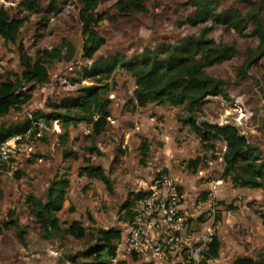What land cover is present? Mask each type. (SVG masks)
<instances>
[{"label": "rangeland", "instance_id": "obj_1", "mask_svg": "<svg viewBox=\"0 0 264 264\" xmlns=\"http://www.w3.org/2000/svg\"><path fill=\"white\" fill-rule=\"evenodd\" d=\"M20 1L0 0V9L12 18L24 20L16 44H7L0 38V81L13 80L20 75L19 48L35 56L38 50L51 51L61 44H69L73 54L61 49L63 59L48 66V83L35 86L26 105L0 120L4 125L29 117L34 119V113L49 114L59 101L91 85L83 76V70L90 62L82 58L84 38L78 20L79 0H57L60 12L55 16L47 13L50 0H41V8L35 13L24 12L19 7ZM187 1L164 0L157 6H148L146 13L129 17H119L112 7L113 2H103L99 11L105 12L108 18L99 24L97 31L105 45L97 56L136 55L146 47L172 44L184 36L199 33L205 26L209 27L210 23L197 27L178 26L191 12L184 6ZM252 1L260 4L264 22V0ZM223 7L237 8L243 14L249 10L239 0H230ZM42 17L48 21L43 29L39 24ZM209 35L217 43L234 44L237 53L232 60L207 70L210 76L227 83L228 99L209 98L198 117L201 121L218 125L230 124L232 116L238 119L248 117L239 132L259 149L264 159V56L246 70L245 78L238 77L249 55L257 50L259 41L253 37H241L222 26H215ZM133 90V80L119 72L107 94L112 102L111 117L101 136L91 139L89 125L79 124L69 128V135L62 143L58 137L62 134L60 123L52 121L49 125L43 123L42 138L31 151H25L26 144L22 146L24 151L13 155L12 168L0 173V224L9 217L16 219L25 231L24 244L15 229L0 233V264H91V258L83 257V253L94 245V231L115 229L124 238L128 232L126 224L131 219V216L126 217L122 208L128 195L149 193L150 185L161 175L169 177L184 197L179 204V213L187 215L186 236L204 233L215 213L211 226L221 242L220 255L206 264H231L240 256H264V219L260 217L261 213L264 216V209L260 206L262 192L233 188L222 180L216 198L209 199L210 184L221 179L222 141H214L213 155L206 154L197 134L183 124L186 113L182 109L151 104L134 111L131 104ZM237 99L241 114H234L233 104ZM143 139L149 143V152L142 159L139 145ZM92 142L98 147L100 156H90L85 150ZM68 150L74 155L65 158L64 152ZM88 157L92 163L104 168L112 181V193L102 183L78 176L79 168ZM198 157L204 161L199 171L193 173L188 168L189 161ZM63 175L69 179L70 186L58 218L63 228L73 221H80L88 233L82 240L67 235L45 239L25 202L28 194L42 198L48 183ZM132 259L130 257L123 263L150 264L149 257ZM186 262V250L179 248L167 253L162 264Z\"/></svg>", "mask_w": 264, "mask_h": 264}, {"label": "trees", "instance_id": "obj_2", "mask_svg": "<svg viewBox=\"0 0 264 264\" xmlns=\"http://www.w3.org/2000/svg\"><path fill=\"white\" fill-rule=\"evenodd\" d=\"M40 1L21 0L19 7L24 12L35 13L41 8ZM106 1L113 2L112 7L119 17H129L133 14L146 13L148 6H157V3L164 0H79L78 20L84 38L82 58L90 62L84 68L83 76L91 85L82 87L76 95L59 101L49 114L34 113V119L29 117L14 124H0V145L25 132L32 120L42 121L46 125L52 121L60 123L62 134L58 137L62 143L69 135V128L79 124L89 125L91 139L101 136L106 132L111 117L112 102L107 94L111 90L115 76L123 72L134 82L131 99L134 111L145 109L151 104L182 109L186 113L183 124L197 134L201 148L206 154H214V141H222L224 144L221 180L229 182L233 188L260 190L262 192L260 206L264 209V159L259 149L251 145L236 127L230 124L206 123L198 117L209 98L228 99L225 90L227 83L210 76L207 70L232 60L237 53L234 44L217 43L210 37V32L215 26H222L234 30L241 37H253L259 41L257 50L249 55L239 70V79L245 78L246 70L264 56V22L261 18L260 4L252 0H239L249 9L243 14L237 8L223 7L230 0H189L184 6L191 12L178 23V26L197 27L210 23L209 27L205 26L199 33L184 36L172 44L161 43L156 47H146L136 55L115 53L97 56L105 45V40L99 35L97 28L108 18L105 12L99 11L101 4ZM59 12L57 0H50L47 13L55 16ZM47 22L46 17H42L39 23L42 29L47 27ZM23 24V19L12 18L5 10L0 9V38L5 43L16 44ZM61 49H67L70 55L73 54L69 44H61L51 51L38 50L35 56L28 55L23 48L18 49L20 75L13 80L0 81V120L26 105L32 98L35 86L48 83V66L63 59ZM35 134L36 132L32 136ZM85 150L90 156L101 155L93 142ZM148 152L149 143L143 139L139 145L141 158H146ZM73 155L70 150L64 152L65 158ZM203 161L201 157L191 160L188 168L197 173ZM78 176L98 181L112 193L111 179L104 168L91 162L90 157L84 159ZM69 186L70 181L66 176H58L48 183L42 198L33 194H28L25 198L34 222L40 226L43 237L47 240L58 239L64 235L82 240L88 235L80 221H73L64 228L60 224L58 214L64 208ZM144 195L146 193L142 192L128 195L122 207L127 218L131 216L133 202ZM260 217L264 219L263 213ZM12 229L16 230L19 240L24 244L25 231L20 228L16 219L9 217L0 224V233ZM92 238L94 245L83 253V257L91 258V264H110L116 245L121 239V232L115 229H97ZM220 249V239L213 235L206 252L207 260L218 259ZM132 258L133 261H137L140 257ZM231 264H264V256L256 258L240 256L234 258Z\"/></svg>", "mask_w": 264, "mask_h": 264}, {"label": "built area", "instance_id": "obj_3", "mask_svg": "<svg viewBox=\"0 0 264 264\" xmlns=\"http://www.w3.org/2000/svg\"><path fill=\"white\" fill-rule=\"evenodd\" d=\"M240 101L233 104L234 114H241L238 108ZM238 119L232 116L230 125L238 130L246 125V116ZM228 124V123H227ZM42 121H31L30 127L23 133L17 134L0 145V173L12 168L11 158L17 152L31 151L35 143L42 138L44 130ZM36 132L35 136L32 134ZM224 145V144H223ZM225 151V146L223 153ZM223 155V154H222ZM222 163V157H221ZM211 165V163H209ZM223 164V163H222ZM222 180L218 179L210 184L209 199L214 200L218 193V186ZM183 196L169 177H157L141 199L133 202L131 219L126 224L127 235L121 238L116 245L114 256L110 263L118 264L127 261L130 257H149L150 264H162L167 253L183 248L187 253V264H206V252L214 235L212 224L215 213L211 215V225L204 233L194 237L186 236V213H179V204Z\"/></svg>", "mask_w": 264, "mask_h": 264}, {"label": "crops", "instance_id": "obj_4", "mask_svg": "<svg viewBox=\"0 0 264 264\" xmlns=\"http://www.w3.org/2000/svg\"><path fill=\"white\" fill-rule=\"evenodd\" d=\"M201 172H199V174H200Z\"/></svg>", "mask_w": 264, "mask_h": 264}]
</instances>
